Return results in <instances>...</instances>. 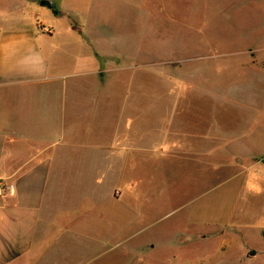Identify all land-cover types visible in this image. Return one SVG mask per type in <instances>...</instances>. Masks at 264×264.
Instances as JSON below:
<instances>
[{
	"label": "rangeland",
	"instance_id": "374dc122",
	"mask_svg": "<svg viewBox=\"0 0 264 264\" xmlns=\"http://www.w3.org/2000/svg\"><path fill=\"white\" fill-rule=\"evenodd\" d=\"M41 1H7L0 27L21 16L50 25L56 16ZM98 1L77 0V15L107 28L99 79L131 86V146L115 163L125 200L93 201L75 237L120 241L115 252L142 264H264V0Z\"/></svg>",
	"mask_w": 264,
	"mask_h": 264
},
{
	"label": "crops",
	"instance_id": "0c3cea01",
	"mask_svg": "<svg viewBox=\"0 0 264 264\" xmlns=\"http://www.w3.org/2000/svg\"><path fill=\"white\" fill-rule=\"evenodd\" d=\"M7 1L20 0L0 6ZM76 2L57 0L58 13L48 7L56 16L50 25L21 16L0 27V89L10 93L0 97V180L8 187L0 195V264H108L125 254L115 252L120 241L108 246L86 231L89 237H75L79 226L88 228L93 201L125 200L126 191L114 184L115 171L121 173L115 163L130 151L123 112L133 95L129 83L99 79L100 58L110 56L96 45L109 40L107 28L89 27ZM56 22L63 41L53 33ZM205 139L209 154L211 138ZM169 144L186 155L184 143Z\"/></svg>",
	"mask_w": 264,
	"mask_h": 264
},
{
	"label": "water",
	"instance_id": "95a60500",
	"mask_svg": "<svg viewBox=\"0 0 264 264\" xmlns=\"http://www.w3.org/2000/svg\"><path fill=\"white\" fill-rule=\"evenodd\" d=\"M41 5L47 6V7L51 8V9H54L55 8L54 5H53V3L50 0H42L41 1ZM55 13H58V11L55 10Z\"/></svg>",
	"mask_w": 264,
	"mask_h": 264
},
{
	"label": "built area",
	"instance_id": "2783aa9c",
	"mask_svg": "<svg viewBox=\"0 0 264 264\" xmlns=\"http://www.w3.org/2000/svg\"><path fill=\"white\" fill-rule=\"evenodd\" d=\"M6 189H8L7 185L2 180H0V195H2Z\"/></svg>",
	"mask_w": 264,
	"mask_h": 264
},
{
	"label": "flooded vegetation",
	"instance_id": "af4514ba",
	"mask_svg": "<svg viewBox=\"0 0 264 264\" xmlns=\"http://www.w3.org/2000/svg\"><path fill=\"white\" fill-rule=\"evenodd\" d=\"M55 11V10H54Z\"/></svg>",
	"mask_w": 264,
	"mask_h": 264
}]
</instances>
